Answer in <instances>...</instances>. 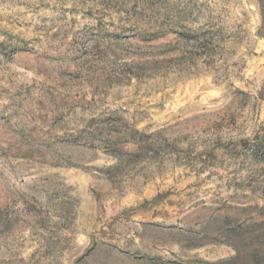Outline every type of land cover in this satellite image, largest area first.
<instances>
[{
  "label": "rangeland",
  "instance_id": "374dc122",
  "mask_svg": "<svg viewBox=\"0 0 264 264\" xmlns=\"http://www.w3.org/2000/svg\"><path fill=\"white\" fill-rule=\"evenodd\" d=\"M0 264H264V0H0Z\"/></svg>",
  "mask_w": 264,
  "mask_h": 264
},
{
  "label": "trees",
  "instance_id": "16d2710c",
  "mask_svg": "<svg viewBox=\"0 0 264 264\" xmlns=\"http://www.w3.org/2000/svg\"><path fill=\"white\" fill-rule=\"evenodd\" d=\"M258 145H259V143H258ZM157 200H158V198L156 197L155 199H153L152 201H146L145 203H144V205H148V204H154V203H156L157 202Z\"/></svg>",
  "mask_w": 264,
  "mask_h": 264
}]
</instances>
